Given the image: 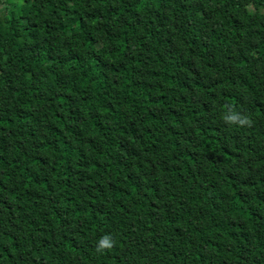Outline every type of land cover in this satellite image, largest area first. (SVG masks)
<instances>
[{"label":"trees","instance_id":"trees-1","mask_svg":"<svg viewBox=\"0 0 264 264\" xmlns=\"http://www.w3.org/2000/svg\"><path fill=\"white\" fill-rule=\"evenodd\" d=\"M0 264H264V0H0Z\"/></svg>","mask_w":264,"mask_h":264},{"label":"clouds","instance_id":"clouds-1","mask_svg":"<svg viewBox=\"0 0 264 264\" xmlns=\"http://www.w3.org/2000/svg\"><path fill=\"white\" fill-rule=\"evenodd\" d=\"M241 124H250L251 122L247 119L241 120L240 121ZM113 245V241L111 240L110 237L105 236L102 240H101V247L102 248H111Z\"/></svg>","mask_w":264,"mask_h":264}]
</instances>
